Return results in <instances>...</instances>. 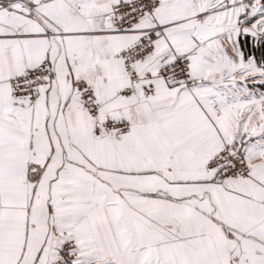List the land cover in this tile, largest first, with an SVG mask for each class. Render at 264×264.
<instances>
[{"label":"snow or ice","instance_id":"obj_1","mask_svg":"<svg viewBox=\"0 0 264 264\" xmlns=\"http://www.w3.org/2000/svg\"><path fill=\"white\" fill-rule=\"evenodd\" d=\"M0 264H264V0H0Z\"/></svg>","mask_w":264,"mask_h":264}]
</instances>
